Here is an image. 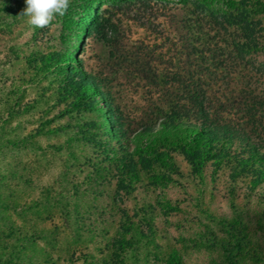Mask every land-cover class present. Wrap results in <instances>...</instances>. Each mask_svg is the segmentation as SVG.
<instances>
[{
	"label": "rangeland",
	"instance_id": "374dc122",
	"mask_svg": "<svg viewBox=\"0 0 264 264\" xmlns=\"http://www.w3.org/2000/svg\"><path fill=\"white\" fill-rule=\"evenodd\" d=\"M9 3L19 10L1 15L6 17L0 21L4 22L0 29V89L22 83L21 107L9 122L13 138H27L25 145L10 150L11 158L5 161L12 162L19 177L17 185L11 182L16 192L39 195L40 200L48 194L56 198L57 205L71 209L89 208L93 202L98 208H126L130 214L144 211L157 246L140 241L139 253H127L125 264H167L171 247L181 252L183 264H264V174L257 176L236 167L232 158L227 162L206 160L195 170L188 155L174 143L152 134L138 136L144 124H156L164 133L158 119L170 105L186 101L188 64L180 43L172 37L154 40L149 31L134 25L126 28L117 43H104L99 32L107 13L102 11L94 19L79 2L72 3L67 19L54 16L48 25L36 28L20 15L23 0ZM89 19L94 24L82 36ZM50 51L59 54L58 63L52 61ZM16 53L20 58L33 53L50 63L40 67L41 61H37L36 67L29 68L25 59H14ZM81 65L98 83L94 84L97 91L115 106V114L106 104L90 105L88 96H77L70 84L64 87L67 66L79 69ZM248 78L246 69L236 74L223 70L200 76L195 83L205 91L207 100L218 98L227 104L220 121L232 124L236 118L229 105L240 100ZM114 119L120 128L112 126ZM121 131L126 135H119ZM110 133L116 141L107 147ZM109 149L117 158L125 156L134 163L135 181L129 191L118 189L120 170L102 159ZM94 168L101 172L95 173ZM111 214L113 232L119 213ZM53 221L59 223L60 219ZM36 223L50 226L49 222ZM228 225L235 227L232 234ZM196 237L202 242L199 246L193 245ZM234 238L237 249L228 255L220 243ZM210 241L214 243L209 245Z\"/></svg>",
	"mask_w": 264,
	"mask_h": 264
},
{
	"label": "trees",
	"instance_id": "16d2710c",
	"mask_svg": "<svg viewBox=\"0 0 264 264\" xmlns=\"http://www.w3.org/2000/svg\"><path fill=\"white\" fill-rule=\"evenodd\" d=\"M74 2L82 3L94 19H98L102 11L107 13L106 23L99 32V39L104 43H117L129 30L128 26L134 25L149 31L154 40L172 37L180 43V50L185 51L189 76L186 101L170 105L158 119L164 133L156 124H144L138 131L139 137L152 134L174 143L188 155L195 170L206 160L227 162L232 158L236 167L257 176L264 174V0H69L64 14L56 17L67 19ZM18 7L3 0L0 17L18 11ZM93 24L91 19L85 22L88 29L82 36L89 33ZM3 25L4 22H0V29ZM60 38L65 41L64 36ZM75 45L79 50L80 44ZM49 53L53 56L52 61L58 63L59 54ZM15 56L14 59L19 60L17 53ZM20 59H25L29 68L36 67L37 61H41L40 67L50 63L42 62L33 53ZM67 67L64 87L70 84L77 96H88L90 105L106 104L113 114L116 113L106 95L97 91L98 83L83 65L79 69ZM240 69L248 70L251 78L245 83L247 86L242 87L243 95L237 104H228L232 107V117L236 118V121L232 118L231 124L229 120L220 121V113L227 111V104L219 102L218 98L207 100L205 91L197 88L195 81H200V76L205 74L223 70L227 74H236ZM22 91V83L16 82L0 89V264H125L127 253H139L137 245L140 241L157 246L150 218L144 211L141 214L135 210L130 214L126 208H98L93 202L89 208L77 206L71 209L57 205L56 198L48 194L45 200H40L39 195L16 192V186L11 182L17 185L19 177L15 175L12 162L5 161L6 157L11 158L12 148L27 142V138H13L9 122L21 107L18 94ZM111 121L112 126L121 127L117 119ZM125 133L121 131L119 135ZM111 136L110 133L106 139L107 147L116 141ZM121 144L118 143L119 147ZM105 156L102 159L120 170L116 178L118 189L129 191L135 181L132 175L134 163L125 156L117 158L115 151L110 149ZM93 171L100 173L101 169L94 168ZM117 212L116 227L110 232L114 221L111 213ZM55 217L60 219V224L53 221ZM37 221L49 222L50 226H37ZM227 227L229 232L235 229L233 225ZM192 240L195 246L202 243L199 237ZM213 243L210 241L209 245ZM220 245L232 255L238 243L234 238L233 242ZM155 256L159 257L158 254ZM166 257L167 264H183L181 252L175 247L168 250Z\"/></svg>",
	"mask_w": 264,
	"mask_h": 264
},
{
	"label": "clouds",
	"instance_id": "9594fccd",
	"mask_svg": "<svg viewBox=\"0 0 264 264\" xmlns=\"http://www.w3.org/2000/svg\"><path fill=\"white\" fill-rule=\"evenodd\" d=\"M25 7L20 15L27 17V22L43 28L48 25L54 16H62L67 10L69 0H23ZM3 0H0V7Z\"/></svg>",
	"mask_w": 264,
	"mask_h": 264
}]
</instances>
